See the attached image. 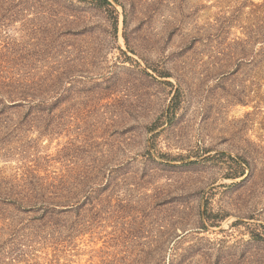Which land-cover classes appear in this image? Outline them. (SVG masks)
<instances>
[{
    "label": "rangeland",
    "instance_id": "obj_1",
    "mask_svg": "<svg viewBox=\"0 0 264 264\" xmlns=\"http://www.w3.org/2000/svg\"><path fill=\"white\" fill-rule=\"evenodd\" d=\"M0 0V264H264V0Z\"/></svg>",
    "mask_w": 264,
    "mask_h": 264
},
{
    "label": "trees",
    "instance_id": "obj_2",
    "mask_svg": "<svg viewBox=\"0 0 264 264\" xmlns=\"http://www.w3.org/2000/svg\"><path fill=\"white\" fill-rule=\"evenodd\" d=\"M100 2H101V3H107V1H106V0H100Z\"/></svg>",
    "mask_w": 264,
    "mask_h": 264
}]
</instances>
